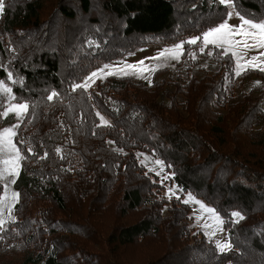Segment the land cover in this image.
<instances>
[{"label":"trees","instance_id":"trees-1","mask_svg":"<svg viewBox=\"0 0 264 264\" xmlns=\"http://www.w3.org/2000/svg\"><path fill=\"white\" fill-rule=\"evenodd\" d=\"M234 2L264 20V0ZM227 13L217 0L6 1L0 81L30 108L16 138L27 159L14 184L16 219L0 226V264H264V71L236 77L232 56L215 49L203 55L213 73L210 64L199 77L187 47L179 69L157 70L151 82L113 76L91 93L72 91L102 63L201 35ZM250 75L261 82L243 90ZM52 91L59 96L48 101ZM139 150L217 210L230 250L197 229L189 204L164 195Z\"/></svg>","mask_w":264,"mask_h":264},{"label":"snow or ice","instance_id":"snow-or-ice-1","mask_svg":"<svg viewBox=\"0 0 264 264\" xmlns=\"http://www.w3.org/2000/svg\"><path fill=\"white\" fill-rule=\"evenodd\" d=\"M217 2L221 5H226L232 7V0H217ZM4 11V2L0 0V14ZM233 12H228L226 20L220 23L217 26L210 28L208 31L204 32L202 36L195 37L193 39L188 40L186 43L188 44H197L198 41H201L203 47L207 48L209 45L215 46L216 48L222 49L224 55H228L231 53L233 57H235L236 67L234 68V72L237 76L241 75L243 71L248 70L249 67H258L255 63L260 60V56H264V52L260 53V56H253L247 63H241V59L243 58V54L239 49L243 48L244 50H253V49H264V21L262 22H254V19H246L244 16H241L239 13H236L238 18L242 21V23L238 26H232L227 23V18H231ZM240 37V39H237ZM183 46L184 42L176 45L172 49H166L164 52H161L157 59L165 56V53L169 54V58L178 59L180 55L183 54ZM211 54V53H210ZM140 65H143L144 62L140 61ZM137 65L131 64L126 65L124 68L113 69L111 65H104L99 71H93L83 83H76L72 86V91H76L78 89L87 90L90 86V82H94L96 79L100 78L102 74L111 76L115 75L117 72H122L125 76L130 73L127 69H136ZM105 69H109L107 73H105ZM143 70V69H141ZM260 71H264V68H259ZM7 78L9 80L12 79V74L7 73ZM13 83H19V81H13ZM3 96H7L9 103L7 105H3L0 103V107H3L4 110L0 112V118H6L9 114H13L15 119L18 121L16 124L10 127H4L0 130V185L3 186V197L0 198V217L3 215L4 209H7L9 213L12 211V207L18 201L20 194L18 192L9 193L8 184H15L16 177L20 175L21 171V162L27 159V157L22 153L18 143H25V141H17L16 138L18 136V129L20 128V122L23 121L24 117L27 116L29 112L30 105L27 102H19L13 103L16 99L14 95H12V89L7 86L6 83L0 81V98ZM59 94L55 91H52L48 96V101H53L54 98H58ZM99 116V113H97ZM101 121L105 124L108 122L104 120V118L100 117ZM28 153L32 155H36L33 152V149L29 147L27 149ZM60 149H57L59 152ZM47 157V153H44L41 159ZM156 164L160 165L161 168L164 167V162L161 160H157ZM170 167V166H169ZM159 175V173H157ZM174 176V174H172ZM172 176H165L163 179L172 178ZM11 179L9 180V178ZM162 179V183H163ZM189 200H195L194 197L189 194ZM189 200H184L185 204L189 203ZM195 203L200 204L201 211H205L209 214V219L212 221L211 224L205 223L203 227L213 228L214 231L211 233L215 235L216 231L223 232V225L225 224V220L219 215L216 209L207 207L202 202L195 200ZM232 217L238 218V220L244 219V217L239 212H233ZM198 219H200L198 217ZM6 221L0 218V226ZM238 222V221H236ZM208 234V233H206ZM217 247L220 252H225L230 250L232 245L231 243L221 244L217 241Z\"/></svg>","mask_w":264,"mask_h":264},{"label":"rangeland","instance_id":"rangeland-1","mask_svg":"<svg viewBox=\"0 0 264 264\" xmlns=\"http://www.w3.org/2000/svg\"><path fill=\"white\" fill-rule=\"evenodd\" d=\"M6 1L7 0H3L4 7L6 4ZM232 5H233L232 7L225 5L228 9V12H233L232 17L227 18V23H229L232 26H238L242 23V21L236 15V13H239V12L237 10V6H236L234 0H232ZM46 12H47V15H50L53 12V10L48 9V10H46ZM241 16H243V15H241ZM1 17H2V14H0V20H1ZM246 19H248V18H246ZM254 22H262V21H255L254 20ZM84 23H82V24H84ZM204 32H206V31H204ZM203 33L201 35L192 34V35L188 36L185 40L178 41V42L168 44L165 46L149 45V46H144V47L133 48L128 53L123 54L121 57H119L115 60H110V61H107V63H102V65L100 67L96 68L93 71H99L101 68H103L104 65H111L113 69H117V68H124L126 65L134 64V65H137V68L136 69H127V71L130 73L127 76L133 77L136 80L151 82L153 79V76L157 70H160L163 68H169L171 70L172 69H175V70L179 69L178 64L183 59V54H184L185 49L187 47H189V57L191 58V60L192 59L198 60V63L195 64L192 68L193 74H195L199 77L203 76L208 71H204V69H202V71H201L199 69L202 67H204V68L208 67L210 64H212V66L209 67V72L213 73L215 63H214V60H212V62H211V59H213L211 56L215 52V49L221 50V51H218L217 53H219L221 56H224L223 50L216 48L215 46L209 45L207 48H204V50L201 51V48L203 47V44L201 41H198L197 44H195V45L186 43L190 39H193V38L198 37V36H202ZM237 39H240V37H237ZM182 42H184L183 54L180 55L178 59L169 58L168 53H165V56H163V57H160L158 59L156 58L159 56V54L161 52H164V50L172 49L176 45H178ZM116 43L118 45V42H116ZM125 43L129 44L127 41ZM239 51H241V53L243 54V58L241 59L240 62L241 63H247V61H249L253 56H260V53L264 52V49L244 50L243 48H241V49H239ZM229 54L231 55V53H229ZM203 55H209V58H211V59H209L208 57H205ZM232 58L234 60V68H235L236 67V64H235L236 58L233 56H232ZM140 61H143L144 64L140 65L139 64ZM255 63L258 65V67H249L248 70L243 71L242 74L246 73V72L252 73V70H259V68H264V56H260V60L256 61ZM141 69H143V70H141ZM107 71H109V69H105V73H107ZM251 73H248V74H251ZM234 74H235V72H234ZM87 76L84 77L80 83H83L84 80L87 78ZM113 76L121 77V76H125V75L122 72H117L115 75H111V76L102 74V76L100 78L96 79L94 82H90L91 86L87 89V92L91 93L96 88V85L98 83L105 82L109 77H113ZM236 77H238V76L236 75ZM240 79L239 80L237 79V82L231 83V84H234L235 86H237L240 83ZM260 82H261V79L259 77H257L256 75H254V76L250 75V77L248 76L247 79L244 80L242 83L243 90L248 91V90H250V88H252L254 85L259 84ZM7 86H9V85L7 84ZM0 103H2L3 105H7L9 103L7 96H3L2 98H0ZM13 103H19V102L16 101ZM3 110H4V108L0 107V112H2ZM98 113H99V117L102 116L105 121L110 122V120L101 111H98ZM183 113H184V111L181 110L180 115ZM8 119L10 120L8 123L3 122V120L7 121ZM237 120H233L231 123H228V126L231 128L233 126V124L235 122H237ZM100 121H101V119H100ZM17 122L18 121L15 119L13 114H9V116L6 118H0V130H2L4 127H10V126L16 124ZM101 123L105 124L103 121H101ZM137 156L139 157L140 162L145 167H147L149 170H151L154 174L157 175V173H159V175H157V177H158V180L161 183V185L164 186L163 193L166 197H168L169 199L174 198V197H177V198L179 197V198H181L182 201H184V200H189V194H191V196L194 197L195 200L202 202L207 207L214 208L205 198H203L201 196H197L192 191L185 192L179 186H177L175 184V182L173 181L172 174H174V173L172 172V170H170L168 168L167 164L163 160L156 157L150 151L139 150L137 152ZM157 160H161L164 162L163 168H161L160 165L156 164ZM165 176H172V178L163 179V177H165ZM10 179H11V177L9 178V180ZM162 179H163V183L161 182ZM8 190H9V193L17 192V190L15 189V185L10 184V183L8 184ZM3 194L4 193H3V186H2V194H1L0 198L3 197ZM195 200H189V203H187V204H189L190 207L192 208L193 216L195 219V225H196L197 229L202 230L203 233L207 236V238L212 240L216 246H217V241H219L221 244L231 243L230 238H229V236H228V234L224 228V225H223L224 231L223 232L216 231L215 235L211 234L214 231L213 228L210 227V228L205 229L203 227V225L205 223L211 224L212 221L209 219V214L207 212L201 211L200 204L195 203ZM16 203H15V205H16ZM15 205L12 207L11 213H9L7 209H4L3 215H2V217H0L6 221L3 224V226L4 225L6 226V224H8L10 221H14L16 219V216L14 214L15 213L14 212L15 211ZM133 217H136V216H133ZM198 217L200 219H198ZM206 233H208V234H206ZM134 250L135 251H133V252L127 251L126 257L129 258L131 256V254L136 253V249H134Z\"/></svg>","mask_w":264,"mask_h":264}]
</instances>
